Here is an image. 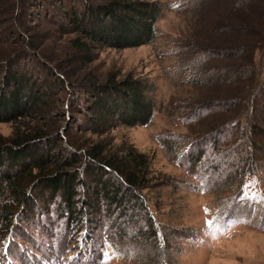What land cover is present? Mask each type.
I'll return each mask as SVG.
<instances>
[{
    "label": "trees",
    "instance_id": "1",
    "mask_svg": "<svg viewBox=\"0 0 264 264\" xmlns=\"http://www.w3.org/2000/svg\"><path fill=\"white\" fill-rule=\"evenodd\" d=\"M199 1L202 6L191 0L188 9L205 8L201 11L205 12L209 33L217 34L220 42L235 38L218 30L219 26L234 20L251 22L261 33L250 31L240 37L238 44L246 45V52L208 50L201 53L200 59L189 51L187 61L197 62L191 67L196 71L189 77V85L200 91L207 90V98L216 100L205 109L194 111L190 105L183 108L181 122L190 137L170 135L165 137L162 146L172 161L185 169L187 178L195 179L196 188L216 193L224 189L236 192L235 199L222 203V208L219 205L215 219L219 227L235 223L255 225L252 221H256L257 212L264 224V200L243 192L245 182L264 166V124L252 118L260 98V107L264 110V93L255 95L262 79L249 74L243 65L250 64L258 72L262 61L255 59L256 51L264 58V14L249 9L251 0H236L233 5L217 0ZM209 3L214 7L207 10ZM67 10V23L60 27L64 33L71 29L77 35L71 42L72 47L83 56L84 63L91 64L93 48L132 49L154 42L162 6L158 2L107 0L97 5L86 2L83 9L68 7ZM200 36L211 38L204 31ZM219 56L223 57L217 60ZM14 63L10 61L7 68L0 69V123L51 118L53 113L48 112L61 102L57 96L65 92L64 82L54 77L56 68L46 65L42 71L32 72L26 71L20 62ZM223 64H231L235 69L230 76L214 83L221 76L218 72ZM210 72L213 77L208 75ZM107 80L104 84H83L82 98L77 92L70 93L68 110L87 108L88 119L93 123L83 130L82 139L60 141L62 145L58 147L54 135L57 129L37 128L16 132L11 139L0 137V264H74L77 260L83 264V259L95 257L100 247L97 259L103 260V243H99V248L95 242L91 246L84 243L89 242L93 225L99 219L118 215L121 223L116 227V236L120 234L128 245L139 243L136 253L132 254L137 257L140 254L145 264L165 263L174 255L171 241L185 231L171 229L174 227L170 225L165 231L147 198V192L159 187L158 178L151 170V159L133 144L126 143L113 151L111 141L106 139L110 129L118 124L149 125L156 110L152 95L154 84L132 76L118 81L111 75ZM61 115L65 113L58 112ZM196 138L200 140L195 141ZM196 166L201 167L200 175L192 172ZM185 186L191 188L193 184ZM57 202V216L66 227L83 229L85 236L81 233L82 237L72 241L76 245L82 243L79 249L65 247V240L64 244L59 240L55 245L26 241L25 235L30 232L26 228L33 226L34 211L39 210L38 217L42 214L43 222L48 223V214ZM18 243H23L24 248L28 246L27 251L18 248ZM113 246L120 251V247Z\"/></svg>",
    "mask_w": 264,
    "mask_h": 264
},
{
    "label": "rangeland",
    "instance_id": "2",
    "mask_svg": "<svg viewBox=\"0 0 264 264\" xmlns=\"http://www.w3.org/2000/svg\"><path fill=\"white\" fill-rule=\"evenodd\" d=\"M106 1L0 0V69L7 68L10 61L20 62V66L26 71L32 72L42 71L47 65L56 68L57 72H54L56 73L54 77L60 78L64 82L65 89L64 94L57 96L61 102L53 105L52 110L48 112L53 113L51 118L47 117L46 120L26 119L20 123H0V137L11 139L16 132L37 128L46 131L57 129L58 133L54 134L57 136L55 142L57 146H61L63 142L69 143L71 139H82L83 130L89 129L93 123L88 119L89 110L87 108L84 111L83 108L79 110L81 107H78L76 111L70 108L68 110L66 104H69L70 93L77 92V96L82 98L85 95L81 88L83 84L93 82L104 84L107 83V79L111 75L115 76L118 81L126 76L150 81L151 84H154L152 95L156 101V110L149 125L128 127L118 124L110 129L106 139L111 141L110 147L113 151L119 150L122 145L127 143L133 144L140 152L147 154L151 159V170L158 178L159 183L158 188L147 192V198L152 202L157 219L165 231L170 226L174 227H170L171 229L185 231L183 235H176L171 241L174 255L168 262L160 263L264 264V224H262L261 214L257 212L256 221H252V224L255 225L235 223L219 227L215 222L219 205L222 208V203L235 199L236 192L231 193L224 189L220 193H216L196 188L195 179L187 178L185 169L172 161L162 146L165 137L170 135L190 137L181 122L184 114L183 108H189L190 105L194 111L199 108L205 109L216 100L207 98L205 95L207 90L200 91L189 85L188 79L196 71L191 67L197 63L190 59L187 61V57H190L189 51L192 56L197 54L196 56L200 59L201 53L208 50L246 52L248 47L244 44L239 45L238 40L250 31L261 33L258 26L243 20H234L219 26V33H229L235 36L227 44L220 42L216 37L217 34L209 33L207 19L204 18L205 12H203L205 8L188 9L191 7V3L189 4L191 0H133L161 4L162 13L157 22V38L150 44L132 49H116L107 46L99 49L93 48L91 56L94 61L91 64H86L83 62V56H79L71 44L77 39V35L69 28L67 33H64L60 25L67 23L65 13L68 12V7L83 9V3L97 5ZM217 1L224 2L226 5H233L236 2V0ZM198 2L200 1L195 0V3ZM211 3L208 4L207 10L214 7ZM200 4L202 6V2ZM249 4V9L251 8L254 13L257 11L264 14V2L251 0ZM202 9L203 11H201ZM201 31L210 34L211 38H201ZM216 38L218 41H215ZM81 40L83 41V39ZM241 43L245 42L241 41ZM258 52L255 53V59L257 62L262 61L258 72H255L250 64H243L249 74H255L262 79L260 85L256 84L255 95L264 93V58L263 54ZM220 57L223 56H219L217 60ZM220 66L222 68L218 73H221V76L214 79V83L216 80H223L224 76H230L235 69V66L231 64ZM208 75L214 76L211 72ZM211 84L213 85V82ZM59 89L60 87L57 88V92ZM260 101L261 98L258 100L259 106L252 118L260 120L264 124V120H261L264 118V110L260 107ZM58 112L65 113V116L59 117ZM198 140L200 139H195V141ZM197 145L199 146V144ZM262 167L263 169L257 171L255 176L245 182L243 192L246 196L250 194L251 198L264 200V166ZM200 168V166H196L192 172L200 175ZM185 184H193V187L187 188ZM159 201L164 204L159 206ZM62 206L63 203L60 207ZM58 207V202L54 206L52 205L46 221L48 223H44L42 214H40V218L38 217L39 210L38 212L34 211V214L31 215L33 226L29 229L26 228L30 231L25 235L27 236L26 241L34 243L37 240L41 245L44 243L55 245L59 240H63L62 244H64L65 240V247L79 249L82 243L76 245L74 239L82 237L79 234H83V229L78 231L77 228L66 227L65 222L57 216L59 214ZM118 216L114 218L105 216L103 219H99L97 225H93L92 236L90 234L89 242L86 241L84 244L91 246L95 242L99 248V243H103L104 259L99 261L97 259L100 255V247V250L94 254L95 257L83 259V264H105V262L107 264H145L140 259V254L139 257L132 254L136 253L139 243L128 245V242L120 238V234L116 236V227L121 223ZM206 221H212L211 226ZM38 224L41 225L39 229L36 228ZM261 224L262 226H260ZM113 245L120 247V251ZM24 246L25 248L23 243L17 244L18 248L26 252L28 246ZM59 255L62 256L61 252ZM74 264L80 263L77 260Z\"/></svg>",
    "mask_w": 264,
    "mask_h": 264
},
{
    "label": "snow or ice",
    "instance_id": "3",
    "mask_svg": "<svg viewBox=\"0 0 264 264\" xmlns=\"http://www.w3.org/2000/svg\"><path fill=\"white\" fill-rule=\"evenodd\" d=\"M206 223H207L209 226H211L212 221H206ZM105 264H107V262H105Z\"/></svg>",
    "mask_w": 264,
    "mask_h": 264
}]
</instances>
